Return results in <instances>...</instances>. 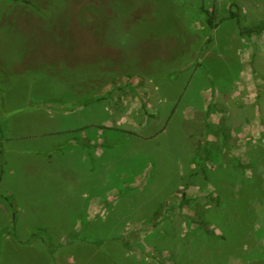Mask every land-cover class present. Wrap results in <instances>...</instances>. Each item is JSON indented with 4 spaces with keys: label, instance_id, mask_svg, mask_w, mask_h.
<instances>
[{
    "label": "rangeland",
    "instance_id": "obj_1",
    "mask_svg": "<svg viewBox=\"0 0 264 264\" xmlns=\"http://www.w3.org/2000/svg\"><path fill=\"white\" fill-rule=\"evenodd\" d=\"M261 23L264 0H0V264H264Z\"/></svg>",
    "mask_w": 264,
    "mask_h": 264
},
{
    "label": "trees",
    "instance_id": "obj_2",
    "mask_svg": "<svg viewBox=\"0 0 264 264\" xmlns=\"http://www.w3.org/2000/svg\"><path fill=\"white\" fill-rule=\"evenodd\" d=\"M202 8H203V13L206 16V18H205V24L211 30L218 29L219 23L216 21L217 20V18H216V14H217L216 11L215 10H208V9H206L205 5H203ZM239 16H240L239 12H233L232 11L231 14H230V18H233V19L240 20ZM262 34H264V23H261V24H259L257 26L252 27V28H249V27H241V30H240V36L242 38H245L246 36L247 37H251L253 35H262ZM214 108L215 107H212L211 106L210 109H209V111H208V114H207V120H208L209 123L207 124L206 127L208 129V134L209 135H213L215 133V131L217 130L216 128L212 127L214 125H212V123L210 122L212 113L214 112L213 111ZM1 136L4 137V132L2 130H1ZM205 152H206L205 160L206 161H209L210 160L209 145L205 149ZM9 207H10V210L14 211V204L12 202L9 203Z\"/></svg>",
    "mask_w": 264,
    "mask_h": 264
},
{
    "label": "crops",
    "instance_id": "obj_3",
    "mask_svg": "<svg viewBox=\"0 0 264 264\" xmlns=\"http://www.w3.org/2000/svg\"><path fill=\"white\" fill-rule=\"evenodd\" d=\"M0 131H1V127H0ZM1 137H2V136H1V134H0V139H1ZM1 182H2V179H1Z\"/></svg>",
    "mask_w": 264,
    "mask_h": 264
}]
</instances>
